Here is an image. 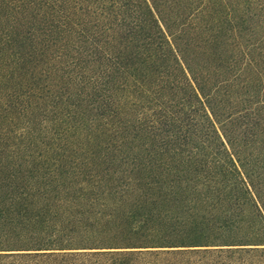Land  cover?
<instances>
[{"label": "trees", "instance_id": "obj_1", "mask_svg": "<svg viewBox=\"0 0 264 264\" xmlns=\"http://www.w3.org/2000/svg\"><path fill=\"white\" fill-rule=\"evenodd\" d=\"M0 264H264V0H0Z\"/></svg>", "mask_w": 264, "mask_h": 264}]
</instances>
